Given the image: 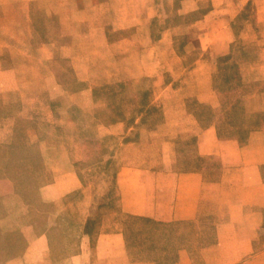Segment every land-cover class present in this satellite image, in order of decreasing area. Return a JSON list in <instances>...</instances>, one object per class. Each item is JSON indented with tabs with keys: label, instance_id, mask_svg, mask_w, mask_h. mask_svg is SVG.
<instances>
[{
	"label": "crops",
	"instance_id": "0c3cea01",
	"mask_svg": "<svg viewBox=\"0 0 264 264\" xmlns=\"http://www.w3.org/2000/svg\"><path fill=\"white\" fill-rule=\"evenodd\" d=\"M192 1L207 9L178 74L176 27H154L162 0H0L7 117L43 109L62 131L40 164L0 170V209L21 204L27 241L1 264H264V0ZM119 83L135 92L117 112ZM96 136L105 144L94 163L106 173L84 184L75 163ZM35 190L52 208L37 232L21 203Z\"/></svg>",
	"mask_w": 264,
	"mask_h": 264
},
{
	"label": "rangeland",
	"instance_id": "374dc122",
	"mask_svg": "<svg viewBox=\"0 0 264 264\" xmlns=\"http://www.w3.org/2000/svg\"><path fill=\"white\" fill-rule=\"evenodd\" d=\"M192 5H195L196 7L189 11V15L186 18H183L182 20H174L173 23H171L170 19L176 16L184 15V10L191 7ZM184 9V10H183ZM207 9L206 6H204V3L198 1L196 4L194 2H190L189 6L185 5L184 0H162V16L161 21L159 24H156L154 27L157 29V27H161L165 30V28L169 25L176 27L175 32L178 31V35L173 38L172 45L174 47L175 53L181 58V62H178V67L181 68H189L188 64L191 60L192 55H190L191 45H193L192 40L195 38V32L199 30V26L196 24V21L201 18L202 12H204ZM253 11V4L249 3L245 11H243L242 14L239 15L238 18L234 19V25L233 29L235 32V41L238 40V32L242 26L241 23L245 21V18H249L248 14L252 13ZM248 16V17H247ZM177 57V56H176ZM178 58V57H177ZM219 60V59H218ZM220 65L222 63L223 69H221L220 73H224L225 69L228 65L226 62V65H224V61H220ZM226 66V67H225ZM182 71L181 69L177 68V73L180 74ZM234 72V69H232V73ZM227 73V72H226ZM228 74V73H227ZM145 87L149 88L150 81L146 80L144 82ZM114 93H117L118 96L114 100V104L117 109V112L121 110V104L123 100H126L127 102L133 101V92H135V88L133 89V86L125 84L124 87L122 84L115 85L114 88L110 89ZM107 89L103 88L99 90V95L105 94ZM121 92H126V98H122ZM149 96V95H148ZM153 96V95H152ZM151 96V97H152ZM132 100V101H131ZM188 100L187 104L189 107L195 108V104ZM9 107L6 105H3L2 98H0V146L2 144L5 145V153L1 155L2 161L0 163V166L4 171H11V170H17L26 168L29 166H35L37 164H40L43 161V158L46 156L47 148L51 143H54V141L59 140L60 135L62 133L60 126L57 124V122H54V124H51L49 120L47 121V117L45 114H42L43 109H31V114L29 113L28 116L22 115V116H10V119L7 117V113L9 111ZM147 109H163L161 106H154L153 104H148ZM96 119L100 123H104L106 120V117L102 114V110L99 109L97 112ZM156 114L158 115V112L156 110ZM54 121H58V118L54 115L53 118ZM15 126H20V133L19 141H27L32 143L33 145V151L38 150V153L31 152L28 156V158L32 160H36L37 156H40V161H38L37 164L34 165H24L19 166L17 164H13L14 162L7 165L8 158L15 161L20 162L18 159H20V156H23L22 154H15V155H9V151L7 148V144L9 141L13 138L14 134L12 133V129ZM93 135V134H92ZM95 135V134H94ZM95 140L98 143L97 148L92 150V152H88L82 156L80 160H78L75 163V166H77L79 170V176L82 179L84 184H88V179L90 176H93L96 173H102L105 172L104 164H96L94 163L96 161V158L101 157L103 152V146L105 144V138L96 136ZM19 151V150H18ZM79 154V152H78ZM81 154L78 155V157ZM77 156V155H76ZM110 169H115V165H111ZM106 173V172H105ZM103 180L109 183V191L106 195V197L109 200H112V183L110 184L111 177L104 176ZM95 186H97L101 181L94 180L92 181ZM106 201V200H105ZM10 203V209H0V264L3 263L7 258L9 254H13L15 256H21L25 250L26 246V227H25V212L19 210L21 204L18 202H13L12 199L9 201ZM23 205L27 206V215L30 217V226H33L35 232L41 230L43 228V225H45V222H43V213H47L52 209L51 204L45 203L42 200L39 199L37 191H29L23 196L22 202ZM105 203L104 200L101 202V208L100 210L95 211L99 216L104 212L105 209ZM96 215V214H95ZM10 218V220H9ZM93 218V220L89 221L87 223V226L89 227V230L92 232L95 223L98 219V217ZM29 222V221H28ZM13 223V224H11ZM12 225V226H11ZM16 227V228H14ZM52 235L55 237H58V229L57 225L53 227ZM14 231L19 233L21 236V239H17L15 242L9 241L7 239V235L14 234ZM9 238V237H8ZM23 240V242H22ZM10 244L13 246L16 244V247L13 249L11 247V252L8 251ZM23 244V245H21ZM58 245H54L56 247Z\"/></svg>",
	"mask_w": 264,
	"mask_h": 264
},
{
	"label": "trees",
	"instance_id": "16d2710c",
	"mask_svg": "<svg viewBox=\"0 0 264 264\" xmlns=\"http://www.w3.org/2000/svg\"><path fill=\"white\" fill-rule=\"evenodd\" d=\"M12 133L14 134L13 138L9 141L7 144V148L9 151V155H15V154H22L23 156H20L21 158L18 159L20 162H15L11 159L8 158L7 160V165L14 162L13 164H17L19 166H24V165H34L37 164L38 161H40V156L36 157V160H32L26 156H28L31 152L33 153H38V150L33 151V145L30 142L27 141H19V136L21 135L20 133V126H15L12 129ZM19 150V151H18ZM35 153V154H36ZM23 242V240H22ZM23 245V244H21Z\"/></svg>",
	"mask_w": 264,
	"mask_h": 264
}]
</instances>
